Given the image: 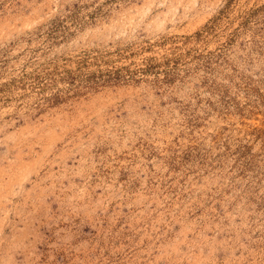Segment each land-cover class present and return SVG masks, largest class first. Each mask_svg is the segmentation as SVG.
Instances as JSON below:
<instances>
[{"label": "rangeland", "instance_id": "374dc122", "mask_svg": "<svg viewBox=\"0 0 264 264\" xmlns=\"http://www.w3.org/2000/svg\"><path fill=\"white\" fill-rule=\"evenodd\" d=\"M0 264H264V0H0Z\"/></svg>", "mask_w": 264, "mask_h": 264}]
</instances>
